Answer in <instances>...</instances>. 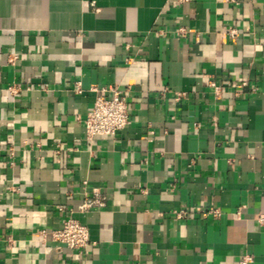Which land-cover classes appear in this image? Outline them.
I'll list each match as a JSON object with an SVG mask.
<instances>
[{
	"label": "crops",
	"instance_id": "crops-1",
	"mask_svg": "<svg viewBox=\"0 0 264 264\" xmlns=\"http://www.w3.org/2000/svg\"><path fill=\"white\" fill-rule=\"evenodd\" d=\"M260 213L264 0H0V264H264ZM70 216L87 254L42 236Z\"/></svg>",
	"mask_w": 264,
	"mask_h": 264
},
{
	"label": "built area",
	"instance_id": "built-area-1",
	"mask_svg": "<svg viewBox=\"0 0 264 264\" xmlns=\"http://www.w3.org/2000/svg\"><path fill=\"white\" fill-rule=\"evenodd\" d=\"M16 57V55H11L9 61L13 63ZM245 84L246 82L244 81L242 85ZM219 89L220 87H216V90ZM103 90L101 89V92ZM11 91H13V88H11ZM113 92L112 97L103 95L102 93H99L95 97L94 105L85 120L88 140H93L98 135H116L129 125L130 112L127 97L119 90L114 89ZM105 199L106 197L95 190L92 196H84L79 210L87 212L93 209H100L106 205ZM212 213L217 215L218 211L214 210ZM183 214L184 211H181L177 215L182 216ZM258 222L264 226V213L259 214ZM42 236L44 238L49 236L56 242L66 244L70 249L78 250L81 254H87L91 244L89 228L72 216L65 219L62 227L59 229L51 231L43 230ZM252 261L253 257L251 255H245L241 264H250Z\"/></svg>",
	"mask_w": 264,
	"mask_h": 264
}]
</instances>
